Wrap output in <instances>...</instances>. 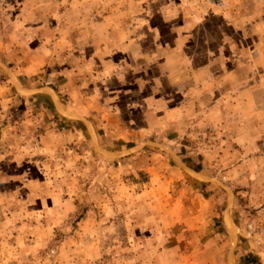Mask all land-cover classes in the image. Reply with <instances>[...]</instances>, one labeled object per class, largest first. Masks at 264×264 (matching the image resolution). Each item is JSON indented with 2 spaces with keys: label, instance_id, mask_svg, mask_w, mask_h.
Here are the masks:
<instances>
[{
  "label": "rangeland",
  "instance_id": "obj_1",
  "mask_svg": "<svg viewBox=\"0 0 264 264\" xmlns=\"http://www.w3.org/2000/svg\"><path fill=\"white\" fill-rule=\"evenodd\" d=\"M0 264H264V0H0Z\"/></svg>",
  "mask_w": 264,
  "mask_h": 264
}]
</instances>
